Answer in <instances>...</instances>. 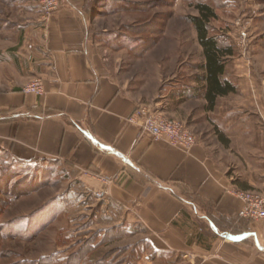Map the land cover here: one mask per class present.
I'll return each instance as SVG.
<instances>
[{
    "label": "crops",
    "instance_id": "obj_1",
    "mask_svg": "<svg viewBox=\"0 0 264 264\" xmlns=\"http://www.w3.org/2000/svg\"><path fill=\"white\" fill-rule=\"evenodd\" d=\"M8 1L20 13L11 28H0V152L47 172L45 185L74 183L99 202L87 206L94 221L82 230L98 236L93 254L138 237L124 247V264H264V220L238 217V192L264 185L254 177V159L250 173L235 179L225 156L197 135L185 153L141 134L130 122L141 96L122 83L109 49L91 37L97 18L89 0H61L47 23L33 0ZM35 78L45 80L41 97L22 91ZM177 87L163 96L173 110L189 100L208 114L226 97L207 110L204 96L193 95L198 86ZM225 134L220 144L228 143ZM59 171L60 179L48 181ZM102 190L105 200L95 197Z\"/></svg>",
    "mask_w": 264,
    "mask_h": 264
},
{
    "label": "rangeland",
    "instance_id": "obj_2",
    "mask_svg": "<svg viewBox=\"0 0 264 264\" xmlns=\"http://www.w3.org/2000/svg\"><path fill=\"white\" fill-rule=\"evenodd\" d=\"M8 2L0 0V28L6 22L11 28L19 17L20 11L12 10ZM89 2V10L97 18L91 37L105 51L109 49L111 64L119 69L122 83L140 95L143 104L177 120L218 157L225 156L229 175L240 179L249 174L251 158L256 166L254 177L264 181V0ZM37 3L39 0H33L32 4ZM199 4L210 6L217 15L209 24L210 35L234 52L227 57L224 78L238 87L236 93L223 99L222 108L208 114H204L201 102L186 100L173 110L174 103L168 106L163 98L171 97L178 85H200L197 76L205 61L204 49L190 21V17L200 15ZM226 132L230 139L220 144V134ZM12 161L0 153V264L91 263L111 254H115L112 264H124V247L138 237L101 247L93 254L87 242L98 236L82 230L94 221V209L87 206L97 208L99 202L91 196L84 198L74 183L64 187L38 185L40 181L31 179L32 175L47 172L37 165ZM60 178L59 171L48 181ZM248 191L263 192L264 185Z\"/></svg>",
    "mask_w": 264,
    "mask_h": 264
},
{
    "label": "built area",
    "instance_id": "obj_3",
    "mask_svg": "<svg viewBox=\"0 0 264 264\" xmlns=\"http://www.w3.org/2000/svg\"><path fill=\"white\" fill-rule=\"evenodd\" d=\"M62 6L61 0H39V10L43 23H47ZM23 93L41 97L45 94V84L42 78H35ZM130 122L139 126L141 134L153 141L163 142L185 153H191L197 145L194 134L185 130L174 119L164 117L157 113L152 106L139 104L135 108ZM238 197L242 202L238 217L240 219L256 221L264 220V191H241ZM108 196L106 190L95 192V197L105 200Z\"/></svg>",
    "mask_w": 264,
    "mask_h": 264
},
{
    "label": "trees",
    "instance_id": "obj_4",
    "mask_svg": "<svg viewBox=\"0 0 264 264\" xmlns=\"http://www.w3.org/2000/svg\"><path fill=\"white\" fill-rule=\"evenodd\" d=\"M197 9L200 15L190 17V21L193 23L198 33L199 43L204 49L205 61L198 67L201 74L197 76V82L200 85L195 88L193 95L204 96L207 101V110H213L216 106L218 98L227 96L231 93H236L238 91V87L236 85L224 78L226 65L228 63L227 57L233 56L234 52L231 49L223 47L219 44V41L216 38L210 35L209 24L211 20L217 16L214 10L205 4H199ZM0 153L8 158V154L6 152ZM12 162L16 161L13 160ZM3 166L5 167L6 164ZM36 175L37 174L32 175L31 179H35L38 182L40 181L38 185H45L47 180L44 173ZM112 233L115 238L123 237L122 231H117L115 233L112 231ZM106 235L108 236L110 234L107 233ZM107 236H105V239H103L102 242H106ZM97 241V237H95L93 241L91 239L87 242V245H90L91 250L93 244H96ZM143 249L144 246H138L135 252L138 250L142 252ZM113 261V257L109 256V258H104L96 263L95 261H91L90 263L88 261L81 262L79 260H75L74 264H112Z\"/></svg>",
    "mask_w": 264,
    "mask_h": 264
}]
</instances>
